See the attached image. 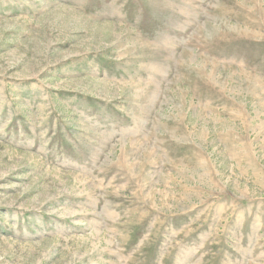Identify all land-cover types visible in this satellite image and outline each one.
Segmentation results:
<instances>
[{"label": "rangeland", "instance_id": "obj_1", "mask_svg": "<svg viewBox=\"0 0 264 264\" xmlns=\"http://www.w3.org/2000/svg\"><path fill=\"white\" fill-rule=\"evenodd\" d=\"M0 264H264V0H0Z\"/></svg>", "mask_w": 264, "mask_h": 264}]
</instances>
